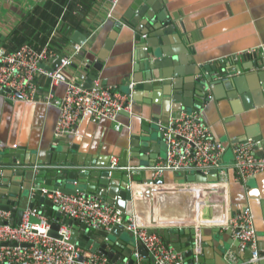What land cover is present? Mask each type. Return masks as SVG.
<instances>
[{
  "label": "crops",
  "instance_id": "0c3cea01",
  "mask_svg": "<svg viewBox=\"0 0 264 264\" xmlns=\"http://www.w3.org/2000/svg\"><path fill=\"white\" fill-rule=\"evenodd\" d=\"M134 1L119 0L112 9L109 4L96 0H0V45L6 51L13 52L22 45L39 50L49 44L53 56L44 62L43 68L54 70L60 58L72 54L73 45H80L79 54L71 58L70 66L64 71L65 77L75 84L80 82L77 85L86 89L98 85L121 93L129 92L134 102L132 113L119 114L115 123L86 115L75 132L56 137L54 132L59 112L54 101L62 99L65 86H57L51 93L49 80L40 75L34 81L36 96L32 102H11L0 96V149L22 152L15 165L0 167V190L15 192L18 204L19 193L25 183L22 175L17 173L27 171L26 166L30 164L34 171L95 173L99 169L108 170L110 158L120 160L124 153L125 166L139 170L134 171L132 181L149 187L155 183L153 166L167 156V146L158 131L163 120H167L161 109L165 106L163 111L168 116L173 111L172 107L180 106L177 103L179 95L182 105L185 103L192 107V112L199 114L214 141L227 148L221 164L227 169L229 212L234 215L250 208L258 249L264 254V173L245 183L234 180L231 170L233 157L229 150L235 140L264 142V79L260 78L263 68L255 65L252 55L240 56L236 63L229 65L235 69L230 76L235 85L228 90L216 87L215 92L206 84L202 88L197 81L206 74L205 70H202V75H192L197 68L206 65L227 69L230 58L242 52L255 51L264 56L261 49L264 46V0H142L139 10L133 12L130 7ZM56 6L59 12L53 16L50 12ZM35 10L52 17V23L49 22L51 17L47 24L42 22L45 27H51L48 34L42 30V24L31 25ZM157 29L161 36L154 35ZM77 35L81 36L80 42L76 41L79 39ZM136 39L149 41L158 51V48L165 49V55L175 60L181 71L176 95L171 86L166 85L171 79L163 78L160 70L153 71L150 78H144L141 70L136 72L135 66L146 61L135 59L138 51L146 56L151 50ZM99 63L102 69L97 73L96 81L86 87L88 73L79 79L83 68L89 64V71L96 72L94 66ZM135 76L140 78L137 83L133 81ZM199 92L203 97L196 95ZM183 93L190 94L192 98H183ZM49 94L53 96L50 103L47 99ZM159 115L164 118H158ZM116 124L121 126L119 130L115 128ZM151 132L155 135L152 136ZM3 151H0L1 157ZM118 179L114 180L115 187L108 188L107 193L113 189L119 197L124 189ZM159 180L166 185L184 181L177 179L173 172H164ZM145 186L141 191L133 192L130 203L133 208L140 206L139 201L135 203L139 200L136 196L146 190ZM66 187L70 191H82L78 189L77 181L67 180ZM189 197L197 206V196ZM126 204L118 201L115 206L126 210ZM185 205L183 202L180 209L186 210ZM34 208L50 220L54 219L56 211L51 212L48 206ZM182 235L183 242L178 244L181 246L188 241L186 235ZM110 238L113 243L111 251L120 253L119 264L128 262L129 258L124 253L135 247L131 234L122 231L118 236L110 235ZM201 241V254L197 257L194 238L190 240L191 255L185 259L187 263L198 259L197 264H226L223 259L225 253H235L229 234L216 232L214 228H202ZM117 246L120 251L113 249ZM237 257L241 262L247 260L244 254Z\"/></svg>",
  "mask_w": 264,
  "mask_h": 264
},
{
  "label": "built area",
  "instance_id": "2783aa9c",
  "mask_svg": "<svg viewBox=\"0 0 264 264\" xmlns=\"http://www.w3.org/2000/svg\"><path fill=\"white\" fill-rule=\"evenodd\" d=\"M96 1L109 4L112 9L119 2V0ZM118 24L121 25L119 22ZM261 49L264 50V46ZM80 50V45H73L72 54L60 58L56 69L50 71L43 68L44 62L53 56L49 44L39 50L22 45L13 52L6 51L0 45V96L11 102H32L36 96L34 81L40 75L49 80L51 93L57 86H65L62 99L54 101L59 112L54 132L56 137L75 132L86 115H92L94 119H106L112 123L116 122L119 114L130 115L134 105L131 93H121L98 85L86 89L65 77L64 71L70 66L71 58L77 56ZM255 53L247 51L235 54L227 65L236 63L240 56ZM233 71L230 69L229 75H232ZM47 99L50 103L53 96L49 94ZM115 128L119 130L121 126L116 124ZM159 130L163 132L167 146L166 160H160L153 166L155 183L149 187L144 185L146 190L136 196L139 200L135 203L139 201V207L133 208V205H130V212L126 214L115 206V202L121 200L118 196L114 198L113 204H109L99 196L85 191L77 190L74 194H65L59 190L43 189L42 196L50 201L55 211L62 216L58 222L59 238L48 236L50 219L37 208L26 209L18 226L9 224L11 218L9 212L0 211V264H116L103 252L69 244L72 227L66 224L65 220L84 225L90 231L105 233H110L114 227H122L134 240L135 247L131 252L133 264L198 263V259L187 263L184 253L175 252L159 235L148 233V229L158 227L194 229V251L197 257H200L202 249V228L218 229L219 232L229 233L231 239L238 244L241 253L250 252V258L241 262L237 256L227 251L224 255L227 264L264 262V254L258 249L250 208H245L234 215L229 212L228 175L227 169L221 164V158L227 148L214 141L196 112L182 109L166 124L159 125ZM230 149L234 180L245 183L264 173V142L255 139L245 142L235 140L231 143ZM109 161V174L119 171L125 173L128 179L133 176L134 171H139L135 167L119 166V159L116 157L110 158ZM174 171H181L188 176L203 177L211 176L210 173L215 171L217 180L206 184L184 180L182 183L167 185L157 181L164 172ZM144 186L128 179L126 188L131 194V199L133 192L137 189L141 191ZM159 190L161 192H158ZM191 195L197 196L199 202L197 206L189 197ZM183 202H186V220L165 225L153 222V216L163 217L171 215L170 212L180 213L177 210H180ZM205 207L206 210L211 208L210 217L206 216ZM31 218L38 219L39 223L32 224ZM12 244L17 246L14 247ZM139 244L145 250L146 256L140 254ZM116 255L120 257V254ZM129 261L128 259V262L123 264H129Z\"/></svg>",
  "mask_w": 264,
  "mask_h": 264
},
{
  "label": "water",
  "instance_id": "95a60500",
  "mask_svg": "<svg viewBox=\"0 0 264 264\" xmlns=\"http://www.w3.org/2000/svg\"><path fill=\"white\" fill-rule=\"evenodd\" d=\"M141 2L142 0H135L133 4L131 5L130 10L133 12L138 11L139 6L141 5ZM153 25H156V24H152V26ZM153 29H155V27H153ZM165 33L167 32H162V34H165ZM154 35L156 37L161 36V33L157 29L156 31H154ZM77 37L79 39H77L76 41L80 42L82 40L81 36L77 35ZM136 41L139 42L140 44H147L149 48L151 49L148 55L146 53V56H144V53H142L141 51H138V53L136 54L137 57H135V59L137 61H140L141 59L146 60L141 63L139 62L138 66H135L136 72L141 70L143 71L144 78H150L151 77L150 75H152L151 73H153V71L160 70L163 78L171 79V81L167 83L166 85H170L172 90H174L173 92L176 95L175 90L179 88V84H180L179 77L181 75L180 73L181 71L177 68L176 66L177 63L175 62V60L172 58H168L167 55H165V52H166L165 49L158 48L159 51L156 50L154 48L155 45L153 44L150 45L149 41H146V40L142 41L141 39H136ZM162 55L164 57H162ZM252 58L253 60H255L256 66L260 65L263 68V72L262 74H260V78L264 79V56L258 53H255L252 55ZM57 63L59 64V60ZM174 65L176 66V68L173 67ZM101 69H102V65L99 63L94 66V70H96V72L92 70L89 71V64H86L85 68H83L82 70L83 74H80L79 79H83L84 74L88 73L87 78H86V83H87L86 87H90L91 84L96 81L97 73L100 72ZM230 69L235 70L232 66H229V65H227V69H224V70L217 69V67H215L214 65H206L203 68L202 67L197 68L196 72L192 73V75H202L201 74L202 70H205L206 74L202 75L200 80H197L199 85L202 86V88H204L206 84L207 88L211 89L212 92H215V88L220 87V86L224 88L225 90H228V89H232V87L235 85L234 80L230 78L231 75H229ZM172 78H175V79L172 80ZM133 81L137 83L138 81H140V78L138 76H135V79ZM76 83L79 84L80 82L77 81ZM196 95L199 98L203 97V95L200 92L196 93ZM182 96L183 98H186V99L192 98L190 94H186V93H183ZM198 100H196V102H198ZM181 102H182V98L181 97L179 98V95H178L177 103H180V106L177 108L172 107V110H173L171 112L172 114L170 113L168 116L164 114L165 106L162 107L161 113L166 117L165 119H167V120H163L164 122L162 123L166 124L167 121L170 118H174L177 115L178 111H180L182 108L189 112L193 111L192 107H187L185 103L182 105ZM160 117H163V116L159 115L158 118ZM155 120L158 121L157 118H155ZM158 131L161 134V136H163V132L161 130H158ZM151 135L154 136L155 135L154 132H151ZM162 140L165 143L164 137H162ZM245 141L246 140H243V141L240 140L239 142H245ZM229 150L231 152V149ZM0 151H3V150L0 149ZM20 155H22L21 151L12 150V149L5 151L3 153V156L2 157L0 156V167H10L12 165H15ZM125 158H126V153H124L121 159L119 160V166H125V160H124ZM165 160H166V157L163 158V161ZM35 161L36 160H34L33 162ZM107 165L108 164L106 165L102 164V166H105V167H107ZM26 167L28 168L27 171H23L21 172V174L19 173L20 171H18L17 173L18 176L22 175L24 183H25L22 186L23 190H21L19 193L20 197H19L18 204L17 202H15V192L9 191V190L7 191L0 190V211L9 212L11 214V220L9 221V224L11 225H15V226L20 225L22 215L26 209H31V208H34L40 205H46L49 208H51L52 210L51 212H53L55 210V207L50 201L46 200L42 196L41 191L43 189L59 190L65 194H74V191H70L67 189L66 187L67 180L77 181L79 184V187H78L79 190L85 191L88 194L97 195L104 200L107 199L106 201L109 204H113L114 198L118 196V194H115L113 189H111L110 192L108 193L107 191H108V188L115 187L114 180L119 178L118 181H122L123 185L121 187L124 189V191H122L121 194H119V198L121 199L120 201L127 203L126 204L127 209L126 210L121 209V208H118V209L124 211L126 214H129L130 212L131 194L126 187H127L128 179L133 180L134 176H130L127 179L126 174L119 172V171H113L111 174H109V171L107 169H99V171L95 173H91L87 171V172L73 173V174L62 172L59 174L57 173L56 170L48 171L45 169H41V170L39 169L38 171L36 170L34 171L32 164ZM121 174H124V175H121ZM173 175L177 179H180V180L184 179L188 181H196V182H201V183L215 182L217 180L215 171L211 172L210 173L211 176H207V177H203L201 175L192 176L191 174H189L191 176H188V175H185L181 171H174ZM159 183H163V181L159 180ZM7 196H10V197L6 198ZM35 202H37V206H35ZM211 213H212L211 208H208L206 210V216L210 217ZM51 214L52 213H50V215ZM60 218H62V216L58 212H55L54 219L49 221V225H50V229L48 232L49 237L55 238V239L59 238L57 232L60 227V224L58 223ZM64 222L72 227V233H71V237L69 240V244L77 245L85 249H89L91 251L103 252L104 254L108 256V258L113 263L119 264L118 255H116L113 251H111L113 243L109 239H111L110 235L118 236L120 232L124 231L122 227L120 226L114 227L110 233H105L102 231H90L84 225H78L73 221L65 220ZM6 223L7 222H5V224ZM214 230L218 232V229H214ZM148 233H154V234L159 235L166 245H169L170 247H172L177 253H184L187 260L189 259V256L191 255L190 240L194 238V233H195L194 229H187L185 231H179V230L172 229V228L168 229L165 227H158V228L148 229ZM182 234H185L186 237L188 238V241H186L185 245L183 246L178 245L179 243L183 242L181 241V237L183 236ZM98 241H101L102 243L100 244ZM233 244L235 247L234 254H236L237 256H239V254H244L247 259L250 258L249 251H245L241 253L239 251L238 244L234 241H233ZM12 246L15 247L17 245L12 244ZM206 247L207 245L204 244V248ZM113 249L115 251H120V247L118 246L113 247ZM132 249L133 248H130V250H127L124 253V256L126 258H129L130 260L129 264L134 263V259L131 254ZM139 250L142 256L147 255L145 250L140 246V244H139ZM223 259H224V256H223ZM202 261L203 259L201 260V263ZM261 264H264V262H262Z\"/></svg>",
  "mask_w": 264,
  "mask_h": 264
},
{
  "label": "bare ground",
  "instance_id": "6f19581e",
  "mask_svg": "<svg viewBox=\"0 0 264 264\" xmlns=\"http://www.w3.org/2000/svg\"><path fill=\"white\" fill-rule=\"evenodd\" d=\"M151 200L153 201V198H151ZM163 201H165V199H163ZM177 211L180 213L175 214L174 212H170L171 215H166L163 217H161L160 215L155 217L152 214H151V216H153L154 222H156V224H164V225L170 224V223L176 224V223H178V221L187 219L186 210L180 209Z\"/></svg>",
  "mask_w": 264,
  "mask_h": 264
},
{
  "label": "trees",
  "instance_id": "16d2710c",
  "mask_svg": "<svg viewBox=\"0 0 264 264\" xmlns=\"http://www.w3.org/2000/svg\"><path fill=\"white\" fill-rule=\"evenodd\" d=\"M57 12H59V10H58V7L56 6L55 9H53L50 13H52L53 16H56ZM50 17H51L50 14L45 16L44 13L42 14L39 10H35L33 13V17H32L33 20H31V25L34 27L40 26L42 24V22H45V23L48 22ZM49 22H51V23L53 22L52 17H51V21H49ZM42 30L45 31L46 34H48L51 31V27L50 26L45 27L42 24Z\"/></svg>",
  "mask_w": 264,
  "mask_h": 264
},
{
  "label": "rangeland",
  "instance_id": "374dc122",
  "mask_svg": "<svg viewBox=\"0 0 264 264\" xmlns=\"http://www.w3.org/2000/svg\"><path fill=\"white\" fill-rule=\"evenodd\" d=\"M155 198V197H154ZM156 199V198H155ZM31 223L32 224H36V223H39L38 219L36 218H31Z\"/></svg>",
  "mask_w": 264,
  "mask_h": 264
}]
</instances>
